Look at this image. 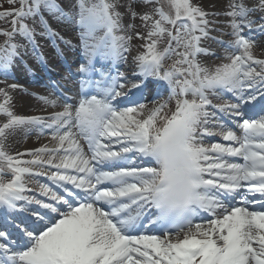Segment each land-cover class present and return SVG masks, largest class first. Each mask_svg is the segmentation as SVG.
<instances>
[{
    "label": "snow or ice",
    "instance_id": "snow-or-ice-1",
    "mask_svg": "<svg viewBox=\"0 0 264 264\" xmlns=\"http://www.w3.org/2000/svg\"><path fill=\"white\" fill-rule=\"evenodd\" d=\"M7 3L5 81L29 46L44 60L37 35L72 46L45 13L73 26L85 60L76 99L32 94L60 109L47 115L16 114L21 86L0 87V215L14 229L0 227V264H264V0ZM37 18L40 32L25 22ZM18 130L52 143L12 153Z\"/></svg>",
    "mask_w": 264,
    "mask_h": 264
},
{
    "label": "bare ground",
    "instance_id": "bare-ground-1",
    "mask_svg": "<svg viewBox=\"0 0 264 264\" xmlns=\"http://www.w3.org/2000/svg\"><path fill=\"white\" fill-rule=\"evenodd\" d=\"M226 4V0H203V5L206 9L210 8L212 5H215V9L216 11H221L224 9ZM220 19H225L224 17H220ZM51 20H53L51 18ZM58 31L61 34L70 32L68 34L74 35L76 34V30H74L73 26H68V25H63L60 26L59 28H57ZM216 34L217 36L219 35L216 32L211 33V35ZM212 35V36H213ZM223 38H228L231 39V37L229 36H224ZM37 41L39 42V44L41 45V48L39 49L43 56H44V60L46 61V63L48 65H51L54 63L55 65H63L62 61L60 60V58H55V56L52 53H48L45 51L46 49V45L48 44L47 39H42L40 37H36ZM264 39V37H263ZM259 40V46L258 48L254 49V53L260 57V58H264V42H262V37L258 38ZM59 42V40H57ZM60 43V42H59ZM136 44H138L137 41H135ZM61 44V43H60ZM206 45L209 46L210 48H212L213 50H215L217 53H220L222 50L219 47V45H217L214 41H206ZM62 48L64 47L63 44H61ZM66 47V46H65ZM69 49L72 48L71 47H67ZM135 51H133V54H135ZM29 58H31V55L29 54L28 56ZM203 58L204 63L208 64L210 67L215 65V64H219L221 61H215L213 59H211L210 57H200ZM33 62H37V58L36 57H32ZM82 62H84V56L81 58H78L77 60L73 61L72 65H77L79 66ZM123 68H125L127 71H131L130 66L128 65H124L121 64ZM15 70H18L19 67H14ZM72 75H74V78L70 79V81H74L76 78H81L80 75L76 72V70H71L70 71ZM52 75L54 76V78H60L61 74H58V72L56 71H51ZM26 74L27 72L24 70L21 73H17L15 77H13L14 79H16L17 81H21L26 79ZM2 75V74H1ZM3 76V75H2ZM11 76V75H9ZM28 82L29 84H34L38 85L39 82L37 79H33L32 77H28ZM12 84V83H10ZM19 85V84H18ZM5 86V84L3 85ZM27 88H23L20 89L18 88L15 92L12 93L13 97V104H14V112L18 115H47L50 114L53 111H58L60 110L59 108H52L50 106H46L44 105L42 102H40V100H38L36 97H34L32 94L35 93L42 96L45 93H47V90H44L42 88L39 89H33V88H29L28 85H26ZM69 89H72L73 86L71 85V83H69ZM29 92V93H28ZM30 94V95H29ZM53 99V98H50ZM212 99H216L215 97H213ZM217 101H220V103H223V100L221 99H216ZM6 120L5 118L0 119V123H3ZM238 131V130H237ZM214 142H223L221 140V138L219 136L215 137V141ZM51 140H50V136H40L39 138H37V132L36 131H32L31 134H29L27 136V138H24V133L22 130H18L13 136H11L9 138L8 144H9V150L12 153H15L16 151H23L25 149H31V148H36L39 147L43 144H51ZM211 143V142H209ZM26 159L30 158V157H25ZM38 182H36L34 179H32V181L29 183V187L33 190V192L38 194Z\"/></svg>",
    "mask_w": 264,
    "mask_h": 264
},
{
    "label": "rangeland",
    "instance_id": "rangeland-1",
    "mask_svg": "<svg viewBox=\"0 0 264 264\" xmlns=\"http://www.w3.org/2000/svg\"><path fill=\"white\" fill-rule=\"evenodd\" d=\"M60 1L61 5L63 6L65 0H58ZM199 2L203 5V0H199ZM13 7H18V4H15V5H10L7 3V0H0V11H4V10H10L12 9ZM49 17V16H48ZM10 20H11V17L8 18V20H2L0 19V31H3V30H10L11 29V24H10ZM26 23L29 24L30 27H35L37 32H40L42 31V27L39 25L38 23V18H37V21L34 22L32 19H27L25 21ZM50 23L52 25H55L56 28H58L59 26H63L64 24H61V23H58L57 21L55 20H50ZM53 27V26H52ZM54 28V27H53ZM64 36L66 37V39L71 38V39H75L77 40L78 38L77 37H70L68 34H64ZM5 40V37L3 35H0V44H2ZM22 42V39L20 37H17L16 40L14 42ZM73 42V41H72ZM138 44L142 43L141 41L137 40ZM74 43V42H73ZM258 48V47H257ZM135 54H136V51H135ZM212 59V58H211ZM214 60V59H213ZM201 61L204 62L203 58H201ZM0 87H3L2 85H0ZM13 96V95H12ZM14 97V96H13ZM0 101H2V97H0ZM2 118H5L3 115H0V119Z\"/></svg>",
    "mask_w": 264,
    "mask_h": 264
}]
</instances>
